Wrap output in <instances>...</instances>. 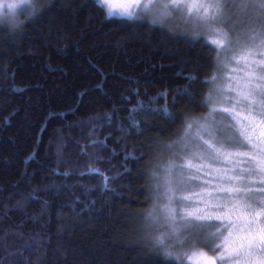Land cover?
Returning <instances> with one entry per match:
<instances>
[{
	"label": "trees",
	"instance_id": "trees-1",
	"mask_svg": "<svg viewBox=\"0 0 264 264\" xmlns=\"http://www.w3.org/2000/svg\"><path fill=\"white\" fill-rule=\"evenodd\" d=\"M37 6L0 25V264H163L145 246L152 173L208 114L218 50L95 0Z\"/></svg>",
	"mask_w": 264,
	"mask_h": 264
},
{
	"label": "snow or ice",
	"instance_id": "snow-or-ice-1",
	"mask_svg": "<svg viewBox=\"0 0 264 264\" xmlns=\"http://www.w3.org/2000/svg\"><path fill=\"white\" fill-rule=\"evenodd\" d=\"M97 2L108 17L117 15L108 0ZM37 3L0 0V25L21 27V13L38 18L44 8ZM133 7L140 11L119 15L163 25L184 13L193 30L217 37V64L228 73L204 81L212 86L208 114L184 120L168 145L171 158L158 166L163 176L152 173L146 248L163 264H264V0H135ZM236 27L244 29L242 40L231 38ZM165 117L172 118L167 111Z\"/></svg>",
	"mask_w": 264,
	"mask_h": 264
},
{
	"label": "rangeland",
	"instance_id": "rangeland-1",
	"mask_svg": "<svg viewBox=\"0 0 264 264\" xmlns=\"http://www.w3.org/2000/svg\"><path fill=\"white\" fill-rule=\"evenodd\" d=\"M95 1L97 2V0H95ZM3 2H6V0H3ZM134 3H135V0H108V4L111 5V10L117 14V15L112 16L111 18H122L119 14L123 13L125 11H131L134 13L139 12L140 11L139 9H136L133 7ZM98 4L101 5L105 9L106 13L108 12V7L106 5H103L101 3H98ZM123 19H127V18H123ZM186 19H187L186 15L184 13L174 14L167 21V23H164L163 25H165V26L170 25V26H173L176 28L180 27L182 29V31H185L187 33H192V35L194 37L199 36V35H204L212 44H213V41H215L217 39V37L214 34L210 33L209 31H207L204 28H199L197 30H193V22H186ZM233 24H235V22H233ZM233 24H230L229 26L231 28H233ZM238 28L239 27L235 28L236 37H235V39H233V41H236L238 38L241 40L244 38L243 37V31H241ZM225 30H229V29H225ZM223 59L224 58L221 57V60H223ZM218 68H219L218 71L215 73L216 76L222 77V76L228 75V73L223 68H221L219 66H218ZM196 131H197L196 127L193 126L192 135H195ZM173 151H175V150L173 149ZM166 164L167 163H165L164 165H166ZM163 166H160V167H163ZM239 167L240 168H246L247 165H246V163H244L242 161L240 163ZM156 175L163 176V173L160 172L159 174H156ZM252 179H255V178L253 177ZM153 198H154V196H153ZM161 203H163V202L161 201ZM153 206H154V204H153ZM218 242H222V241H218Z\"/></svg>",
	"mask_w": 264,
	"mask_h": 264
}]
</instances>
